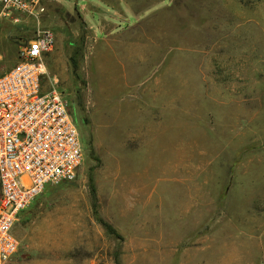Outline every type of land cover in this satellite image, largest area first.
Masks as SVG:
<instances>
[{
    "label": "rangeland",
    "instance_id": "374dc122",
    "mask_svg": "<svg viewBox=\"0 0 264 264\" xmlns=\"http://www.w3.org/2000/svg\"><path fill=\"white\" fill-rule=\"evenodd\" d=\"M162 1L147 57L116 48L93 71L83 44L46 56L43 90L59 78L85 157L19 214L10 263L264 264V0ZM45 12L0 22V74L54 30ZM96 78L131 86L109 102Z\"/></svg>",
    "mask_w": 264,
    "mask_h": 264
},
{
    "label": "built area",
    "instance_id": "2783aa9c",
    "mask_svg": "<svg viewBox=\"0 0 264 264\" xmlns=\"http://www.w3.org/2000/svg\"><path fill=\"white\" fill-rule=\"evenodd\" d=\"M45 0H0V22L22 17L40 19ZM56 37L39 29L24 44L18 62L0 74V264L17 254L14 234L19 214L47 188L74 181L84 162V151L71 103L52 79L43 90L46 56Z\"/></svg>",
    "mask_w": 264,
    "mask_h": 264
},
{
    "label": "crops",
    "instance_id": "0c3cea01",
    "mask_svg": "<svg viewBox=\"0 0 264 264\" xmlns=\"http://www.w3.org/2000/svg\"><path fill=\"white\" fill-rule=\"evenodd\" d=\"M149 2L150 0H94L80 10L77 8L72 10L71 7L64 6L62 0H45V10L55 18L58 17L54 30L51 29L55 34L56 43L55 51L50 58L52 57L57 64L61 60V51L65 50L67 44L71 50L76 49V52L81 50V47H78L79 44L84 45L82 48L85 50L84 66H91L93 71L99 70L100 67L105 68L107 65L103 63L104 59L114 57L118 52L116 48L128 49L120 51L128 57L138 54L147 57L151 50L149 44L153 43L160 47L163 42L158 40L156 36L158 34L153 35L151 22L143 24L145 21L143 18L158 6L163 12V5L166 6L162 0ZM66 12L69 14L68 23L62 17V14ZM71 27L74 31L73 34H69V42H66V32ZM137 46L144 50L136 49ZM53 80L58 82L59 78L55 76ZM93 81L97 83V89L101 91L106 101L118 99L123 93L121 88L124 85L116 79L103 81L96 78ZM130 86L131 84L125 87L130 88Z\"/></svg>",
    "mask_w": 264,
    "mask_h": 264
},
{
    "label": "trees",
    "instance_id": "16d2710c",
    "mask_svg": "<svg viewBox=\"0 0 264 264\" xmlns=\"http://www.w3.org/2000/svg\"><path fill=\"white\" fill-rule=\"evenodd\" d=\"M117 264H119V262Z\"/></svg>",
    "mask_w": 264,
    "mask_h": 264
}]
</instances>
